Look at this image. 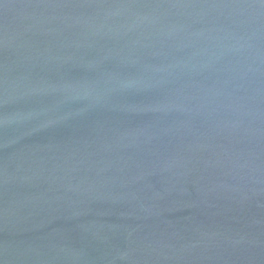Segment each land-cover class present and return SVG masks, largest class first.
I'll list each match as a JSON object with an SVG mask.
<instances>
[{
  "label": "water",
  "instance_id": "95a60500",
  "mask_svg": "<svg viewBox=\"0 0 264 264\" xmlns=\"http://www.w3.org/2000/svg\"><path fill=\"white\" fill-rule=\"evenodd\" d=\"M0 264H264V0H0Z\"/></svg>",
  "mask_w": 264,
  "mask_h": 264
}]
</instances>
